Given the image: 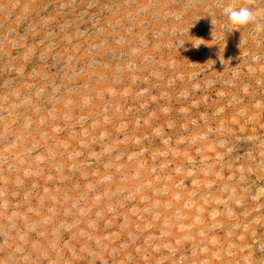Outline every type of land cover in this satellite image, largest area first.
Segmentation results:
<instances>
[{"label":"rangeland","instance_id":"1","mask_svg":"<svg viewBox=\"0 0 264 264\" xmlns=\"http://www.w3.org/2000/svg\"><path fill=\"white\" fill-rule=\"evenodd\" d=\"M0 264H264V0H0Z\"/></svg>","mask_w":264,"mask_h":264},{"label":"clouds","instance_id":"2","mask_svg":"<svg viewBox=\"0 0 264 264\" xmlns=\"http://www.w3.org/2000/svg\"><path fill=\"white\" fill-rule=\"evenodd\" d=\"M222 16L223 19L226 21V23L223 26V29L225 32H227L230 26L232 31V30H238L239 27L249 25L255 20L256 13L249 7H245V6H241L238 8L225 6L222 9ZM201 44H196L195 42H193V46L198 47Z\"/></svg>","mask_w":264,"mask_h":264}]
</instances>
